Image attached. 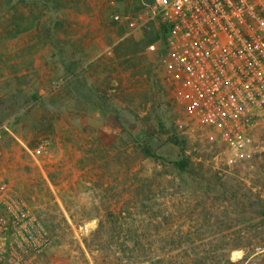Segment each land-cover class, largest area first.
Here are the masks:
<instances>
[{
  "label": "rangeland",
  "instance_id": "obj_1",
  "mask_svg": "<svg viewBox=\"0 0 264 264\" xmlns=\"http://www.w3.org/2000/svg\"><path fill=\"white\" fill-rule=\"evenodd\" d=\"M140 3L0 0V183L50 230L37 264H264V148L225 149L111 21Z\"/></svg>",
  "mask_w": 264,
  "mask_h": 264
},
{
  "label": "built area",
  "instance_id": "obj_2",
  "mask_svg": "<svg viewBox=\"0 0 264 264\" xmlns=\"http://www.w3.org/2000/svg\"><path fill=\"white\" fill-rule=\"evenodd\" d=\"M142 4L132 16L112 5L110 19L127 24L132 35L151 25L161 35L164 24L165 36L146 49L159 56L168 80H181L189 89V110L231 153L255 143L264 148V0ZM5 130L1 124L0 138ZM52 244L50 230L25 198L0 183V264H37Z\"/></svg>",
  "mask_w": 264,
  "mask_h": 264
},
{
  "label": "trees",
  "instance_id": "obj_3",
  "mask_svg": "<svg viewBox=\"0 0 264 264\" xmlns=\"http://www.w3.org/2000/svg\"><path fill=\"white\" fill-rule=\"evenodd\" d=\"M143 7V4L140 3L136 9H140ZM112 21V20H111ZM113 23H116L115 21H112ZM167 33V27L162 24L161 25V35L162 37L165 36V34ZM160 35V32L155 31L153 25H151L150 29H145L144 31V37L142 39V41H140V43H143L145 45V47H147L148 44L156 41ZM170 141L178 146L183 154V141L180 140L179 137L175 136V135H171L169 137ZM141 149L142 152L144 153L145 156H149L152 158H159V156L154 152L153 148L151 147V145L148 142H144L141 145ZM174 168L180 172V173H184V174H188L190 176H192L194 174V169L191 166L190 160L187 157H183L181 159H178L176 161L172 162Z\"/></svg>",
  "mask_w": 264,
  "mask_h": 264
}]
</instances>
